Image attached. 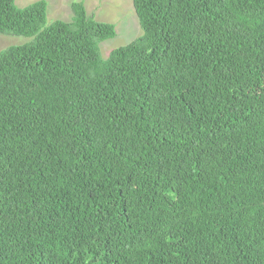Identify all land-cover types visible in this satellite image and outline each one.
Here are the masks:
<instances>
[{
	"label": "trees",
	"instance_id": "obj_1",
	"mask_svg": "<svg viewBox=\"0 0 264 264\" xmlns=\"http://www.w3.org/2000/svg\"><path fill=\"white\" fill-rule=\"evenodd\" d=\"M132 4L0 0V264H264V0Z\"/></svg>",
	"mask_w": 264,
	"mask_h": 264
},
{
	"label": "rangeland",
	"instance_id": "obj_2",
	"mask_svg": "<svg viewBox=\"0 0 264 264\" xmlns=\"http://www.w3.org/2000/svg\"><path fill=\"white\" fill-rule=\"evenodd\" d=\"M39 0H15L18 7H26ZM47 4V24L55 20L70 21L71 3L83 1L87 14L98 22L109 23L115 27V37L98 44L100 55L106 59L110 52L125 46L139 36L142 30L134 11L132 0H45ZM32 38L0 33V51L28 43Z\"/></svg>",
	"mask_w": 264,
	"mask_h": 264
}]
</instances>
